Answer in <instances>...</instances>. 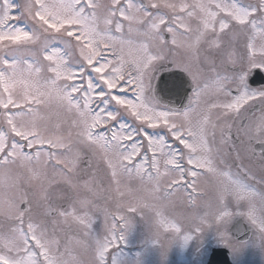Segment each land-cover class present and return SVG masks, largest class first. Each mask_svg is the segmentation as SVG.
<instances>
[{
    "label": "snow or ice",
    "instance_id": "obj_1",
    "mask_svg": "<svg viewBox=\"0 0 264 264\" xmlns=\"http://www.w3.org/2000/svg\"><path fill=\"white\" fill-rule=\"evenodd\" d=\"M257 75L264 0H0V264H109L132 215L264 242Z\"/></svg>",
    "mask_w": 264,
    "mask_h": 264
},
{
    "label": "rangeland",
    "instance_id": "obj_2",
    "mask_svg": "<svg viewBox=\"0 0 264 264\" xmlns=\"http://www.w3.org/2000/svg\"><path fill=\"white\" fill-rule=\"evenodd\" d=\"M12 2L18 4L19 0ZM63 119L62 116L52 113L50 127L55 129L60 124L62 128H66ZM190 215L191 210L187 205L177 203L167 211L166 217L179 220L187 229ZM94 228L98 235L103 234L102 218L96 221ZM232 240L236 245L235 249L225 246L217 238L215 230L209 229L187 244L182 238H178L164 251L154 243L150 224L140 215H132L123 242L109 256V264H207L209 255L217 248L230 251L234 264H264V242L258 237L253 235L252 240L246 244H239L233 238Z\"/></svg>",
    "mask_w": 264,
    "mask_h": 264
},
{
    "label": "water",
    "instance_id": "obj_3",
    "mask_svg": "<svg viewBox=\"0 0 264 264\" xmlns=\"http://www.w3.org/2000/svg\"><path fill=\"white\" fill-rule=\"evenodd\" d=\"M264 80L262 76L257 75L253 78L251 83L253 87L257 85L258 81ZM184 87L187 89V92L184 94L183 99L186 101L187 94L190 93L191 89L188 88L187 83L184 84ZM158 94L164 100L165 103L171 101L172 103H177L179 106V102L175 99V93L172 89L165 88L161 86L157 89ZM232 237L235 241L240 244H245L250 241L252 237V229H250L247 225L244 226L243 230L240 232H233ZM207 264H233L230 259V253L226 249H214L208 258Z\"/></svg>",
    "mask_w": 264,
    "mask_h": 264
},
{
    "label": "flooded vegetation",
    "instance_id": "obj_4",
    "mask_svg": "<svg viewBox=\"0 0 264 264\" xmlns=\"http://www.w3.org/2000/svg\"><path fill=\"white\" fill-rule=\"evenodd\" d=\"M255 87V86H254Z\"/></svg>",
    "mask_w": 264,
    "mask_h": 264
}]
</instances>
